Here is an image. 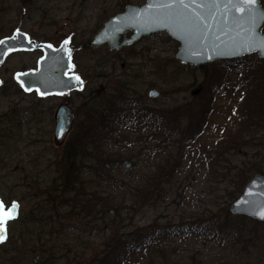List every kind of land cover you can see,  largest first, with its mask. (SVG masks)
<instances>
[{"label":"rangeland","instance_id":"rangeland-1","mask_svg":"<svg viewBox=\"0 0 264 264\" xmlns=\"http://www.w3.org/2000/svg\"><path fill=\"white\" fill-rule=\"evenodd\" d=\"M125 1L0 0V40L17 28L40 40L58 42L66 34L85 27L89 38L116 10H124L127 4L142 6L146 3V0ZM39 8L55 9V18L46 13L37 16L34 10ZM55 20L58 23H54ZM62 26H66V30L63 31ZM178 49L179 44L164 32L147 36L136 46L115 54L107 47L80 54L81 64L87 61V88L84 94L68 99L77 111L79 123L87 122V107L107 103L108 96L102 93L113 94L116 89H126L124 96L134 100L136 106L167 114L185 136L189 117L201 114L202 102L211 94L205 86L219 78L212 73L220 70L221 65L228 68L222 72V80L228 82L225 91L217 94L210 104L213 111L208 114L209 125L182 156L180 141L165 145L166 132L122 127L118 142L111 143L105 153L97 154L94 159L83 160L85 193L90 197L96 191L114 201L119 210V216L116 210H110L106 219L87 215L83 206H76L74 200L68 198L70 194L65 197L62 193L68 169V145H55L54 129L55 114L63 100H40L33 94L15 92V73L34 68L40 54L15 53L6 59L0 69L3 82L0 122L10 113L15 120L19 118L21 126L17 141L9 140V149L1 148L0 200L6 206L17 204L18 210L17 221L12 219L7 223L13 238L0 246V264H108L125 236L142 235L153 228H170L184 222L203 224L216 231L214 225L222 223L228 213L237 217L230 213L229 207L243 192L238 189V168L255 161L264 168V125L252 129L250 135L243 132L248 138L242 136L241 142H235L234 149L227 151L224 147L229 133L237 134L240 129L242 71L245 69L240 67L264 68V61L255 54L246 57V64L239 66L219 61L202 69L181 64L176 58ZM216 63L219 66H214ZM92 89L94 96L90 93ZM153 89L160 92L159 98H150ZM78 122L70 135L72 141L77 133L82 134ZM180 157L179 169L169 176ZM127 161L133 163L130 170L123 167ZM158 175L162 190L146 205H135L133 193ZM254 175L250 173L251 178ZM55 212L60 214L58 221L54 219ZM250 227L247 223L243 235L234 233L228 240L213 231L207 238L171 231L172 235L158 236L156 246L132 254L122 264H217L223 261L264 264V227L254 236L250 234ZM40 233L42 239L38 238ZM48 240L52 242L45 243ZM145 252L149 253L147 257L143 255Z\"/></svg>","mask_w":264,"mask_h":264},{"label":"water","instance_id":"water-1","mask_svg":"<svg viewBox=\"0 0 264 264\" xmlns=\"http://www.w3.org/2000/svg\"><path fill=\"white\" fill-rule=\"evenodd\" d=\"M263 30L262 0H256L255 5L243 0H146L142 6L128 5L124 12L111 17L86 44L92 49L107 46L116 53L138 44L147 36L165 32L179 44L177 60L183 65L197 67L253 54L264 60ZM129 32L132 35L127 37ZM0 42V69L12 53L43 52L35 69L14 75L26 94L36 92L40 98H48L83 91L85 84L78 74L73 73L75 65L65 42L59 47L39 43L20 28ZM149 96L156 99L160 92L153 89ZM55 122L54 143L62 147L76 123L74 109L66 103L61 104ZM123 167L130 170L133 163L124 162ZM229 211L234 216L264 223V215H261L264 213V174L258 173L251 178ZM54 219H60L59 212H55Z\"/></svg>","mask_w":264,"mask_h":264},{"label":"trees","instance_id":"trees-1","mask_svg":"<svg viewBox=\"0 0 264 264\" xmlns=\"http://www.w3.org/2000/svg\"><path fill=\"white\" fill-rule=\"evenodd\" d=\"M262 4L264 2L262 1ZM264 6V5H263ZM87 51L94 52L92 48L87 47ZM252 56V55H251ZM249 57V56H247ZM246 57L226 61L228 63L235 64L237 66L246 64ZM220 63V62H218ZM210 65V64H209ZM199 66L202 69H206V66ZM230 65V64H228ZM100 66V65H99ZM214 66H219L217 63ZM222 66V65H221ZM220 67V70H217L216 73H212L213 76H218V80H215L214 83H210L208 86H205L206 91H210V96L206 95V98L202 102L204 107L200 115H191L190 121L188 122V126L185 128V132L188 134L185 136L183 132L181 133V127L177 126L174 122H172L171 117H168L165 113H160V111H155L152 109L144 108L142 106H136L134 100H130L124 96L127 92L126 89H116L113 94L110 93H102L101 95H107V103L96 105H92L87 107V123L80 122L78 124L79 130L82 134L77 133L74 141L69 137L66 142V146L68 150L66 151L67 155V164L68 169L65 173V181L62 185V193L66 197L68 194L74 204L76 206H83V209L87 211V215L100 217L101 219H106L110 210H116V215L119 216V210L115 207L114 201L111 199L101 196L98 192H93L91 196H88V193H85L86 184L82 179V175L84 172L85 164L83 160L85 159H94L97 154H103L106 151V147H108L113 142L119 141V134L121 132L120 128L124 127L134 129H146V128H154L156 131L166 132L165 139L168 141L165 145L175 144V141H180L182 143L180 156L183 155V151L195 141L203 132L204 129L209 125V117L213 109L210 108V104L215 98L217 94L225 91V88L228 82H224L222 72L226 68ZM208 68V67H207ZM230 68V66H229ZM240 68H245L243 72V83L242 90L244 91L242 95V103L240 106V111L242 115L241 122L238 124L240 128L238 133H229L224 149L230 151L234 149L235 145L238 142H241L242 136H245L247 139L248 135L251 134V130L256 127H262L264 125V68L263 67H249L246 68L245 65H242ZM98 76H101V73H97ZM135 76H133L134 78ZM135 79V78H134ZM128 86L132 85L131 83H127ZM248 84V85H247ZM17 90L15 91L17 94L23 93L21 88L15 83ZM202 91V90H201ZM200 91V92H201ZM90 93L95 92L94 89L90 90ZM201 94V93H200ZM97 98H93L96 101ZM10 114V113H9ZM5 114L3 116V120L0 122V158L3 156V148L9 149L8 142L12 140L16 142L18 137V131L20 129L21 123L19 118L14 119V114ZM7 118V120H6ZM166 126H169L166 127ZM171 127V128H170ZM247 132L248 135H245L243 132ZM179 137H183V141L178 139ZM236 138V140H234ZM244 139V140H245ZM160 139H158L159 141ZM231 140V141H230ZM234 140V141H233ZM238 141V142H237ZM161 142V141H160ZM156 142V143H160ZM237 142V143H235ZM245 143V141H244ZM12 143L10 147H12ZM169 162V160H167ZM182 162V158H178L173 166V172H170L169 176H173L174 173L179 169ZM251 165L248 166L247 163L243 166V168H238V173L236 175V179L238 182V189H243L245 185L251 179L250 173L255 174H263L264 168L263 164L260 162H251ZM164 176V175H163ZM160 175L150 178L147 180L145 185L137 188L136 192L133 193V203L138 206H144L150 202L153 195L162 190L160 186ZM90 195V194H89ZM125 204V200L122 201ZM122 207L123 204H120ZM235 221L234 223L232 221ZM15 219L13 222H16ZM214 222V220H213ZM247 223L251 224L250 234L254 236L257 234L263 227L264 223H260L249 218L243 216L232 217L229 213L226 219L222 223L215 224L216 231L212 230L210 227L206 228L203 224L197 223H187L178 224L177 226H172L170 228H162L149 230L148 232L139 235L137 233L131 234L130 236H125L120 242V245L116 251L113 252V258L108 264H122L129 259L132 254L142 253L143 250L148 247L156 246V242L158 236L164 235H172L171 231L177 233H194L199 234L202 237H211L210 233L215 232L222 238L230 239L231 235L234 233L242 234L247 230ZM214 224V223H213ZM11 229H7V237L2 242H0V246L6 245L10 240H12L13 235H11ZM50 237H53V234L48 233ZM174 235V234H173ZM241 235V236H242ZM45 236V235H44ZM39 239L43 238L41 233L39 234ZM52 240L45 241V243H51ZM15 241L13 242V245ZM146 253V252H145ZM149 255V253L145 254ZM11 254V252L7 253ZM217 264H246L242 262L236 263L233 261H223L218 262Z\"/></svg>","mask_w":264,"mask_h":264},{"label":"flooded vegetation","instance_id":"flooded-vegetation-1","mask_svg":"<svg viewBox=\"0 0 264 264\" xmlns=\"http://www.w3.org/2000/svg\"><path fill=\"white\" fill-rule=\"evenodd\" d=\"M128 0H126L125 2H127ZM84 2H85V0H84ZM128 5H131V4H127L126 6H125V8H124V10H120V11H118V10H116L114 13H113V15H108L109 17L106 19V21H108L111 17H113V16H115V15H117V14H119V13H122V12H124L125 11V9H126V7L128 6ZM133 5H135V4H133ZM43 7V6H42ZM35 12H36V14H37V16H39V17H42V16H44L45 15V13L47 14V16H51L52 18H55V9H50V10H46V9H44V8H39V9H37V10H34ZM84 12H86L85 10H83ZM85 14V13H84ZM59 15V14H58ZM57 15V17H56V19L59 17ZM81 15H83V13H81L80 14V16ZM86 20H87V18L84 16V18H83V22L84 23H86ZM106 21H104L102 24H101V26L96 30V32L102 27V25L106 22ZM54 23H58V21L57 20H55L54 21ZM78 23V22H77ZM62 29H63V31L64 30H66V26H62ZM95 32V33H96ZM27 34H29V36H30V38L31 39H33V40H36V41H38L39 43H49V44H51V45H53L54 47H59L62 43H64V42H66L67 41V46H68V48H69V53L71 54V56H72V61H73V63H74V65H75V70H74V74H78L79 75V77L83 80V82H84V84H85V86H84V89H83V91H72L71 93H69V94H67V95H64V96H54V97H49V98H58V99H61V100H63V102L61 103V104H63V103H66V104H68L69 106H71L73 109H74V111H75V114H76V123H75V126H76V124H77V111H76V109H75V107L73 106V103L71 102V101H69L68 99H70L73 95H76V94H78V95H80V94H84L85 93V91H86V88H87V61L85 62V64H81V59H80V54L81 53H84V52H86L87 51V47H89V48H92L91 46H88L87 44H86V42H87V40H89L90 38H92L93 36H94V34L91 36V37H89V38H87V29L84 27L83 29H75L74 31H72V32H70V33H68V34H66L65 36H63L62 37V39L60 40V41H56L55 39L54 40H40V38H37V37H35L33 34H31V33H29V32H26ZM132 35V32H129L128 34H127V37H130ZM134 46H136V45H133V46H129V47H125V48H123V49H127V48H130V47H134ZM80 47V48H79ZM104 47H107V46H103L102 48H104ZM76 48H79V49H76ZM108 48V47H107ZM101 49V48H100ZM123 49H120L119 51H121V50H123ZM118 51V52H119ZM36 52H38L39 54H40V58L43 56V52L41 51V50H36V51H34V52H19V53H28V54H30V53H36ZM111 52V51H110ZM118 52H116V53H118ZM15 54V53H14ZM113 54H115V53H113ZM86 57H87V54L84 56V60L86 59ZM39 58V59H40ZM38 59V60H39ZM83 60V59H82ZM102 64V63H101ZM37 65V64H36ZM104 65L105 64H102V67H104ZM36 67V66H35ZM34 67V68H35ZM31 69H33V68H31ZM27 70V69H26ZM26 70H23V71H26ZM33 95H35L36 97H37V94L36 93H32ZM31 95V94H30ZM87 96V95H86ZM49 98H39L40 100H43V99H49ZM60 104V105H61ZM86 117H87V115H86ZM82 121V120H81ZM80 121V122H81ZM85 121V120H84ZM86 122V121H85ZM79 123V122H78ZM87 123V122H86ZM70 137V136H69Z\"/></svg>","mask_w":264,"mask_h":264},{"label":"snow or ice","instance_id":"snow-or-ice-1","mask_svg":"<svg viewBox=\"0 0 264 264\" xmlns=\"http://www.w3.org/2000/svg\"><path fill=\"white\" fill-rule=\"evenodd\" d=\"M243 2L255 5L256 0H243ZM244 11L243 8L240 9ZM250 12L255 11V9H249ZM2 43V42H0ZM67 43V41L65 42ZM50 47V46H49ZM79 80V77H76ZM25 90H31L26 88ZM43 95V93H41ZM18 205L13 203L10 206H6L3 200H0V242H2L7 237V223L9 220L15 219L17 215ZM264 215V213H261Z\"/></svg>","mask_w":264,"mask_h":264}]
</instances>
